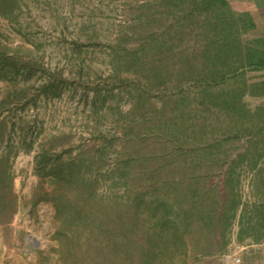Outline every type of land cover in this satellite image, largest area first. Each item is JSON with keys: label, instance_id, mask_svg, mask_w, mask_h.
I'll use <instances>...</instances> for the list:
<instances>
[{"label": "trees", "instance_id": "obj_1", "mask_svg": "<svg viewBox=\"0 0 264 264\" xmlns=\"http://www.w3.org/2000/svg\"><path fill=\"white\" fill-rule=\"evenodd\" d=\"M240 1L244 0H158L147 19L156 28L142 34L137 45L119 42L112 47L110 76H97L94 83L90 77L83 80L92 84L96 112L109 98L127 94L135 98L138 120L129 116L133 125L130 121L121 124L120 119L126 116L121 111L111 122L120 128L119 137L104 136L98 144L76 152L44 149L36 154L35 171L49 177L52 184L44 195L54 208L51 238L58 251L72 255L74 263H82L80 253L88 251L92 253L91 264H130L140 248L143 264H187L195 222L202 219V226L211 232L215 225H222L220 212L219 219H213L205 208L209 200L207 169L196 173L202 182H169L164 191H160L163 186L154 187V196L146 189L135 191L131 178L138 166L152 161L173 164L167 153L171 145L175 160L185 158L186 164L196 167L206 164L207 154L213 152L209 149H221L226 141L210 142L206 137L214 114L243 122L247 112L244 93L264 97V78L249 81L247 76L251 71L264 75V36L254 44L244 42V28L256 29L258 22L255 13L244 16L232 11V4ZM19 2L0 0V12L7 14L5 10H12ZM192 35H197V44L187 46L185 39ZM39 57L32 48L0 41V78L13 79L18 85L0 100V116L13 105L25 109L36 104L37 96L43 93L53 97L62 94L68 78L59 75L41 83L37 96L32 95V83L28 82L42 70ZM123 71L139 76L125 78ZM42 72H46L45 67ZM154 96L161 101L158 108L148 104ZM115 106L108 103L106 111ZM254 114L264 120V104ZM13 128L0 119V144L6 149L13 147ZM238 136L237 131L233 133V137ZM201 140H205L203 158L197 155L198 159L189 161L190 155L203 148L198 143ZM21 141L27 149L33 145L27 127H23ZM120 141L124 144L118 150ZM224 153L226 156V150ZM224 156H217L215 164L223 163ZM155 170L160 172V168ZM11 185L10 165L1 158L2 206L13 204L6 199ZM210 247L207 242L204 255L211 253Z\"/></svg>", "mask_w": 264, "mask_h": 264}, {"label": "rangeland", "instance_id": "obj_2", "mask_svg": "<svg viewBox=\"0 0 264 264\" xmlns=\"http://www.w3.org/2000/svg\"><path fill=\"white\" fill-rule=\"evenodd\" d=\"M157 1L20 0L12 10H5L7 14L0 12V41L12 47L32 48L40 56L42 70L46 68L45 73L38 70L28 82L32 83V95L37 96L41 83L51 77L62 75L68 78L60 96L43 93L37 96L36 104L31 103L25 109L13 105L0 116L8 127L15 129L12 131L13 147L6 149L0 144V159L8 161L12 172L10 196L6 199L13 202L12 206H2L0 202V264H77L68 252L58 251L51 238L55 225L54 208L44 195L52 189V184L49 177H42L35 171L36 154L44 149L76 152L98 144L104 136L119 137L120 128L116 129L111 122L121 111L126 115L120 119L121 124L128 125L130 121L133 125L129 116L138 120L135 98L127 94L109 98L106 105L100 107V112H96L92 84L83 80L90 77L93 82L97 76H110L112 47L119 42L137 45L142 34L156 28L147 19L156 10ZM232 11L236 15L244 13L245 16L247 12L257 15L256 29L244 28V42L254 44L264 36V0L233 3ZM196 36H188L191 38L185 39L184 44L195 46ZM121 75L125 78L139 76L134 71H123ZM247 76L249 81L264 78L261 71L248 72ZM15 87L18 85L13 79L0 78V100ZM160 102L154 96L148 104L158 108ZM108 103L116 106L106 111ZM263 104L264 97L244 93V109L247 110L244 123L235 117L214 114L206 137L210 142L226 141L222 150L216 146L209 149L213 152L207 154L206 164L196 167L186 164L185 158L175 160L176 152L171 145L167 153L173 164L158 165L152 161L134 171L132 188L135 191L146 189L149 196L156 194V186H163L160 191H164L169 182H202L196 173L210 171L207 179L209 200L204 207L213 219L217 218L219 211L222 225H215L211 232V228L202 226V219L195 222L192 253L187 264H245L244 193L249 204L264 200V120L254 114ZM23 127L29 129L33 139L29 149L21 141ZM115 131L117 133L113 135ZM236 131L239 136L233 137ZM227 136L231 137L225 138ZM198 143L203 148L190 155L189 161L197 155L203 158L205 140ZM117 144L119 150L124 141ZM217 156H224L223 163L215 164ZM159 168L160 172H153ZM3 190L0 189V198ZM198 207L201 208V204ZM258 211L259 208H250L253 221L258 218ZM207 242L211 245V253L204 255L202 249ZM175 253L179 256L178 251ZM232 253L236 255L231 256ZM90 254L81 251L83 262L79 264H91ZM140 255L138 248L130 264H143ZM254 255L253 260H257L256 253ZM236 257H241V261L237 262Z\"/></svg>", "mask_w": 264, "mask_h": 264}, {"label": "crops", "instance_id": "obj_3", "mask_svg": "<svg viewBox=\"0 0 264 264\" xmlns=\"http://www.w3.org/2000/svg\"><path fill=\"white\" fill-rule=\"evenodd\" d=\"M262 189V188H261ZM246 192L244 193V263L264 264V200H255L249 204ZM259 208L258 218L255 221L250 216V208ZM236 253V252H235ZM232 253L231 256L236 255ZM256 253L257 260H253ZM241 261V260H240ZM239 261V262H240ZM253 261H256L255 263ZM238 262V261H237ZM263 262V263H262Z\"/></svg>", "mask_w": 264, "mask_h": 264}, {"label": "built area", "instance_id": "obj_4", "mask_svg": "<svg viewBox=\"0 0 264 264\" xmlns=\"http://www.w3.org/2000/svg\"><path fill=\"white\" fill-rule=\"evenodd\" d=\"M241 260V257H236V261H240Z\"/></svg>", "mask_w": 264, "mask_h": 264}]
</instances>
